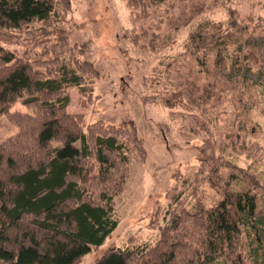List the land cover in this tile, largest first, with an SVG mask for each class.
Masks as SVG:
<instances>
[{"label": "trees", "instance_id": "16d2710c", "mask_svg": "<svg viewBox=\"0 0 264 264\" xmlns=\"http://www.w3.org/2000/svg\"><path fill=\"white\" fill-rule=\"evenodd\" d=\"M125 1L144 14L168 2ZM194 1L171 0L170 6ZM233 1L212 2L227 6ZM70 7L71 0H0V117L6 115L19 128L0 142V264H80L118 226L115 202L125 187L128 152L145 158L134 125L97 121L85 126L83 114L68 111V89L91 94L87 84L99 76L92 62L79 58L82 49L59 23L66 21ZM239 20L230 8L226 28L211 23L195 30L187 45L194 63L204 68L211 59L215 72L226 76L230 46L243 50L238 35L246 31ZM36 23L41 27L29 30ZM24 30L34 35V47L41 51L19 55L3 45L16 42V31ZM191 82L180 93L191 101L197 92L203 90L201 96L208 99L215 90L194 81L196 93H190ZM19 101L32 114L11 112ZM202 149L193 182H208L222 192L221 200L208 206L197 199L189 209L178 196L154 245L112 246L93 264H245L240 253L244 234L253 228L262 236L255 226L263 220L257 176L215 155L211 145ZM239 184L243 188L234 191ZM251 256V264H264L259 244L251 247Z\"/></svg>", "mask_w": 264, "mask_h": 264}, {"label": "rangeland", "instance_id": "374dc122", "mask_svg": "<svg viewBox=\"0 0 264 264\" xmlns=\"http://www.w3.org/2000/svg\"><path fill=\"white\" fill-rule=\"evenodd\" d=\"M212 1L172 7L168 0L144 14L125 0H71L66 21L59 22L70 31L71 43L82 49L79 58L92 62L99 72L87 84L91 94L78 87L68 89V111L83 114L85 126L97 121L132 124L145 149L143 159L134 150L128 152L125 187L115 202L116 230L80 264H93L112 246L154 245L175 198L189 209L197 199L208 206L221 200L222 192L208 182H193L205 144L213 146L215 155L257 176L263 220L255 226L262 236L253 228L250 235L244 234L240 253L245 264L253 260L252 246L264 248V0H234L227 6ZM230 8L237 10L246 33L238 35L243 50L230 46L232 57L224 76L215 72L211 59L204 68L194 63L187 45L200 27L223 23L226 28ZM40 27L36 23L29 30ZM16 32V42L3 44L7 49L19 55L41 51L28 30ZM189 80L190 93H196L194 81L215 90L208 99L201 96L203 90L197 92L191 101L180 95ZM16 111L32 114L20 101L11 108ZM18 131L6 115L0 117V142ZM241 188L242 184L232 187Z\"/></svg>", "mask_w": 264, "mask_h": 264}]
</instances>
